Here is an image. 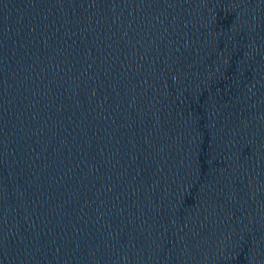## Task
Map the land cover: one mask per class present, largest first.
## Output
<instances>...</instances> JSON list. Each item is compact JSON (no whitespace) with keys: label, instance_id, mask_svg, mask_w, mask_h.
Here are the masks:
<instances>
[{"label":"water","instance_id":"water-1","mask_svg":"<svg viewBox=\"0 0 264 264\" xmlns=\"http://www.w3.org/2000/svg\"><path fill=\"white\" fill-rule=\"evenodd\" d=\"M0 264H264V0H0Z\"/></svg>","mask_w":264,"mask_h":264}]
</instances>
